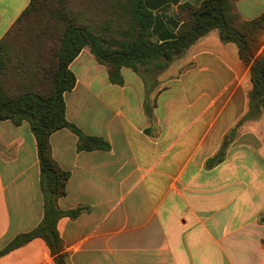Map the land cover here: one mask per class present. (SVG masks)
<instances>
[{"label":"crops","instance_id":"crops-1","mask_svg":"<svg viewBox=\"0 0 264 264\" xmlns=\"http://www.w3.org/2000/svg\"><path fill=\"white\" fill-rule=\"evenodd\" d=\"M30 1L0 0V40ZM203 1L145 0L154 40H175L180 7ZM235 7L244 21L264 14V0ZM70 69L66 117L108 148L80 151L68 129L51 136L70 173L58 205L82 209L58 222L66 264H264V110L245 118L252 82L238 47L213 30L160 74L123 68V85L89 48ZM40 181L30 123L0 121V264H57L42 238L1 254L43 221Z\"/></svg>","mask_w":264,"mask_h":264},{"label":"trees","instance_id":"trees-1","mask_svg":"<svg viewBox=\"0 0 264 264\" xmlns=\"http://www.w3.org/2000/svg\"><path fill=\"white\" fill-rule=\"evenodd\" d=\"M237 0H204L198 6L180 7L183 20L175 40L159 43L152 28L154 13L145 0H31L27 9L0 40V121L28 122L37 140L44 195L43 221L15 238L2 252L42 238L57 264H66L58 222L77 217L81 208L64 211L58 201L67 194L70 173L52 154L51 136L68 129L79 138L78 150L108 148L102 138L86 135L66 117L65 93L74 89L76 76L70 64L84 48L106 66L113 84L123 85V68L141 76L160 74L200 38L218 30L224 43L238 47L250 66V111L257 118L264 110V53L258 55L264 33V14L244 21ZM75 3L78 10L73 11ZM244 118V119H245ZM222 150L212 160H224ZM264 222V215L260 217Z\"/></svg>","mask_w":264,"mask_h":264},{"label":"rangeland","instance_id":"rangeland-1","mask_svg":"<svg viewBox=\"0 0 264 264\" xmlns=\"http://www.w3.org/2000/svg\"><path fill=\"white\" fill-rule=\"evenodd\" d=\"M71 7L73 8V11H74V13H75V11H77V10H78V8H77V6H76V4H75V3H73V4L71 5Z\"/></svg>","mask_w":264,"mask_h":264}]
</instances>
